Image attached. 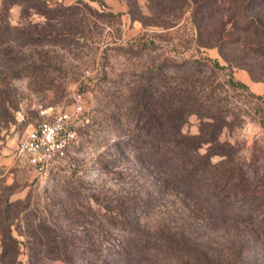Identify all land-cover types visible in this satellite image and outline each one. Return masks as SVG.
<instances>
[{
	"label": "rangeland",
	"instance_id": "1",
	"mask_svg": "<svg viewBox=\"0 0 264 264\" xmlns=\"http://www.w3.org/2000/svg\"><path fill=\"white\" fill-rule=\"evenodd\" d=\"M241 1L0 0V257L6 232L22 264H103L132 225L177 231L197 206L182 191L167 189L152 209L131 202L156 189L145 137L177 131L149 128L151 108L182 118L187 135L223 123L213 147L225 155L213 161L235 169L228 202L255 207L264 264V38L241 30ZM78 105L67 157L36 172L19 143L40 108ZM118 203L134 212L131 226Z\"/></svg>",
	"mask_w": 264,
	"mask_h": 264
},
{
	"label": "trees",
	"instance_id": "2",
	"mask_svg": "<svg viewBox=\"0 0 264 264\" xmlns=\"http://www.w3.org/2000/svg\"><path fill=\"white\" fill-rule=\"evenodd\" d=\"M237 13L244 21L243 32L264 38V0H242ZM201 108L197 105L195 110L200 116H211L201 115ZM149 111V128L171 127L177 131L174 134L157 132L145 137L150 151L140 155L155 169L151 171V177L156 189L146 193L145 197L139 194V200L131 202L134 206L155 208L168 189L182 191L188 200L196 201L197 206L190 210L189 219L181 218V225H175L177 231L163 225L154 234L129 225L133 220L129 216L134 212L129 211L128 216V208L118 203V218L122 217L123 223L131 227L111 251L110 261L103 264H255L259 241L252 229L256 225L253 217L255 207L250 203L251 206L245 209L242 205L228 202L226 182L228 177H235V169L229 172L223 161H213L214 156L225 155L220 147H213L218 143L223 123L214 125L206 121L202 123L199 134L187 135L180 128L182 118L178 121L177 115L167 116L163 111L159 114L157 109L151 108ZM180 116H184L182 108ZM209 118L218 120L214 115ZM209 126L211 130L207 128ZM206 144L210 146L202 153L201 149ZM155 171L163 175H154ZM200 213L207 214L209 219L201 218ZM228 218L232 221L227 229L221 235H214V228L217 225L223 227ZM19 253L17 239L11 233H4L1 264H22L18 260ZM162 254L164 259H158Z\"/></svg>",
	"mask_w": 264,
	"mask_h": 264
},
{
	"label": "built area",
	"instance_id": "3",
	"mask_svg": "<svg viewBox=\"0 0 264 264\" xmlns=\"http://www.w3.org/2000/svg\"><path fill=\"white\" fill-rule=\"evenodd\" d=\"M58 111L50 113L46 107L40 108L42 118L27 131L19 143V151L38 173L46 172L51 165L67 157L70 145L77 139L74 114Z\"/></svg>",
	"mask_w": 264,
	"mask_h": 264
}]
</instances>
